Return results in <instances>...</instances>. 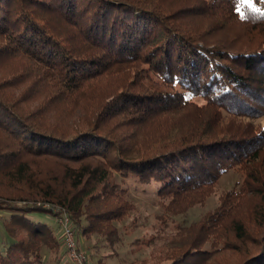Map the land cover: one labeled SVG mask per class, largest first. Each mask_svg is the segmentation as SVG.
<instances>
[{
	"label": "trees",
	"instance_id": "1",
	"mask_svg": "<svg viewBox=\"0 0 264 264\" xmlns=\"http://www.w3.org/2000/svg\"><path fill=\"white\" fill-rule=\"evenodd\" d=\"M261 29L264 0H0V264H73L61 213L79 250L112 244L137 209L128 178L157 189L166 221L235 169L154 259L264 264Z\"/></svg>",
	"mask_w": 264,
	"mask_h": 264
},
{
	"label": "rangeland",
	"instance_id": "2",
	"mask_svg": "<svg viewBox=\"0 0 264 264\" xmlns=\"http://www.w3.org/2000/svg\"><path fill=\"white\" fill-rule=\"evenodd\" d=\"M261 25L257 24V28ZM261 31L264 33V29ZM233 36L234 33L229 34V37ZM23 91V87L14 89L16 96H20ZM256 124L264 126V116L256 120ZM242 179L241 173L236 169L226 172L219 180L214 193L205 203L206 205L195 206L186 214L165 216L166 221H164L162 215L164 216L165 213L157 202V189L151 185L142 184L137 179L128 178L126 184L130 188V196L136 204V211L117 224L119 233L112 244L100 240V236L95 235L89 239L81 237L79 241L81 248L91 255L89 258H91L92 264H100L99 260L101 259L102 264H163L161 256L154 259V257H158L157 253L172 247L177 238L179 239L186 233L188 227L201 220L208 211L219 204V198L224 192L232 189L236 184L240 185L238 182ZM2 214L0 212V245L5 240L2 230ZM61 218L69 219L70 226L77 235L69 216L61 213ZM59 219L57 220L63 231L62 223L64 222ZM134 220L135 222L132 223ZM152 236L154 238L151 241H146V238ZM61 238L65 245L64 235L61 234ZM178 244H180L179 240L176 242V245ZM48 261V264H55V260L49 259Z\"/></svg>",
	"mask_w": 264,
	"mask_h": 264
},
{
	"label": "built area",
	"instance_id": "3",
	"mask_svg": "<svg viewBox=\"0 0 264 264\" xmlns=\"http://www.w3.org/2000/svg\"><path fill=\"white\" fill-rule=\"evenodd\" d=\"M63 224V235L65 240V247L68 251V255L71 258L73 264H90L88 261V255L83 250H79L76 242V234L74 229L70 226L68 218L60 219Z\"/></svg>",
	"mask_w": 264,
	"mask_h": 264
},
{
	"label": "snow or ice",
	"instance_id": "4",
	"mask_svg": "<svg viewBox=\"0 0 264 264\" xmlns=\"http://www.w3.org/2000/svg\"><path fill=\"white\" fill-rule=\"evenodd\" d=\"M241 3L242 4H248L249 3V0H241ZM249 6H251L250 4H249ZM254 11H259V9H253ZM237 11H239V8L237 9Z\"/></svg>",
	"mask_w": 264,
	"mask_h": 264
}]
</instances>
